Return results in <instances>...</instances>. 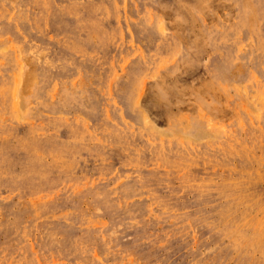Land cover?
<instances>
[{
	"label": "rangeland",
	"instance_id": "1",
	"mask_svg": "<svg viewBox=\"0 0 264 264\" xmlns=\"http://www.w3.org/2000/svg\"><path fill=\"white\" fill-rule=\"evenodd\" d=\"M0 264H264V0H0Z\"/></svg>",
	"mask_w": 264,
	"mask_h": 264
}]
</instances>
